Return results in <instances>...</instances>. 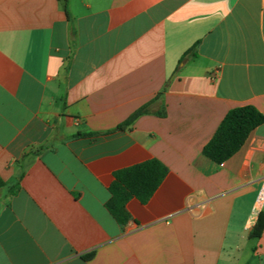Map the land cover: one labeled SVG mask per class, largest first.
<instances>
[{"label": "crops", "instance_id": "obj_1", "mask_svg": "<svg viewBox=\"0 0 264 264\" xmlns=\"http://www.w3.org/2000/svg\"><path fill=\"white\" fill-rule=\"evenodd\" d=\"M246 105L264 115V0H0V264H264V123L202 153ZM152 159L117 224L114 172Z\"/></svg>", "mask_w": 264, "mask_h": 264}, {"label": "trees", "instance_id": "obj_2", "mask_svg": "<svg viewBox=\"0 0 264 264\" xmlns=\"http://www.w3.org/2000/svg\"><path fill=\"white\" fill-rule=\"evenodd\" d=\"M62 1L66 6L67 0ZM146 109V105L137 109L118 125L116 130H125ZM263 123L264 115L252 106L246 105L229 110L211 139L203 147V155L215 163L226 161L241 148L249 134ZM91 135L78 134L77 136ZM165 174V166L155 159L114 172V180L108 188L110 198L105 203V208L117 224L124 225L129 220V214L125 208L127 201L130 198H136L141 203L147 202ZM2 185L3 183L0 182V187Z\"/></svg>", "mask_w": 264, "mask_h": 264}, {"label": "built area", "instance_id": "obj_3", "mask_svg": "<svg viewBox=\"0 0 264 264\" xmlns=\"http://www.w3.org/2000/svg\"><path fill=\"white\" fill-rule=\"evenodd\" d=\"M263 201H264V179L262 180L261 188H260L259 193H258V197H257L256 204L254 207V213L259 212Z\"/></svg>", "mask_w": 264, "mask_h": 264}]
</instances>
